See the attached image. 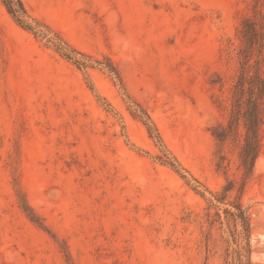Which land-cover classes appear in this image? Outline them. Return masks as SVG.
Returning <instances> with one entry per match:
<instances>
[{"label": "rangeland", "instance_id": "rangeland-1", "mask_svg": "<svg viewBox=\"0 0 264 264\" xmlns=\"http://www.w3.org/2000/svg\"><path fill=\"white\" fill-rule=\"evenodd\" d=\"M22 2L39 34L0 0V264H264V112L251 171L242 123L212 135L264 0Z\"/></svg>", "mask_w": 264, "mask_h": 264}, {"label": "trees", "instance_id": "trees-1", "mask_svg": "<svg viewBox=\"0 0 264 264\" xmlns=\"http://www.w3.org/2000/svg\"><path fill=\"white\" fill-rule=\"evenodd\" d=\"M8 13L25 29L39 34L36 27L29 22V15L22 0H2ZM264 16L261 19L245 18L239 30L241 46L237 52L238 72L232 86L231 109L226 125L219 124L212 131V135L223 143L233 127L238 129L240 123L244 128L243 143L241 144L240 158L249 170L259 151V129L264 112ZM62 54L73 60L78 66L86 63L65 53L62 47H57ZM152 128L150 127L149 130ZM154 129V128H153ZM173 165V164H171ZM237 217L244 221L241 211Z\"/></svg>", "mask_w": 264, "mask_h": 264}]
</instances>
